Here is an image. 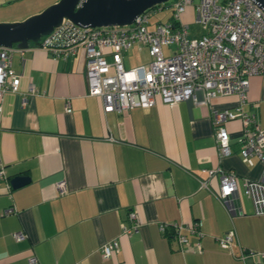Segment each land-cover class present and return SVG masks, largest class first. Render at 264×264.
Masks as SVG:
<instances>
[{
  "label": "crops",
  "instance_id": "crops-1",
  "mask_svg": "<svg viewBox=\"0 0 264 264\" xmlns=\"http://www.w3.org/2000/svg\"><path fill=\"white\" fill-rule=\"evenodd\" d=\"M12 1L0 0V20L16 18L6 11ZM194 16L193 4L186 5L179 21L199 36L203 27ZM191 21L198 23L195 33ZM11 46L19 83L0 98V264H264L250 253L238 256L239 246L264 250V213L253 212L241 185L243 177L260 175L261 162L254 157L248 164L240 155L239 116L225 119L229 152L220 154L211 117L213 108L240 106L264 129V69L248 76L243 100L235 92L216 93L204 103L192 100L190 114L184 99L159 97L147 106L103 110L100 95L87 92L83 46L66 56L38 44ZM129 47L148 54L140 42ZM210 168L234 173L238 189L218 197L217 171ZM14 174L28 179L12 186ZM60 179L66 187L61 193L55 185ZM8 206L14 210L5 212ZM130 208L139 228L120 233ZM193 220L200 234L183 228V243L170 227L162 232L158 226ZM230 227L237 244L222 247L217 237ZM14 230L23 236L14 238ZM112 237L118 250L103 256L100 243Z\"/></svg>",
  "mask_w": 264,
  "mask_h": 264
},
{
  "label": "built area",
  "instance_id": "built-area-1",
  "mask_svg": "<svg viewBox=\"0 0 264 264\" xmlns=\"http://www.w3.org/2000/svg\"><path fill=\"white\" fill-rule=\"evenodd\" d=\"M189 3L195 9L194 19L203 27L199 36L189 35L186 24L179 21V13ZM170 5L169 19L158 20L152 26L147 25L149 8L126 24H80L63 17L59 24L40 35L38 45L54 56L74 54L77 47L83 46L87 92L100 95L103 110L147 106L154 103L156 97L174 103L190 95L195 103H204L216 93L235 92L243 100L248 76L264 69V9L255 0H171ZM172 19L176 20L175 25ZM133 42L146 45L149 59L125 67L122 51ZM162 45L171 47L163 51ZM11 49L12 46L0 45V98L4 91L18 88L19 73L11 66ZM106 52L111 59L105 57ZM27 89L34 91L31 83ZM64 108L69 110L68 99ZM235 116L241 120L238 141L242 159L252 164L256 157L261 162L258 177L241 180L253 212L261 214L264 213V129L252 111H243L240 106L211 110L218 152H229L224 121ZM216 171L215 194L224 200L238 189L239 183L231 171L208 169V173ZM4 175L0 163V178ZM55 185L59 193L66 190L63 179ZM4 210L14 209L8 206ZM139 223L136 210L130 208L126 218L119 221L120 233L137 231ZM158 226L162 232L170 227L179 243L187 241L183 228L200 234L197 220L190 223L160 221ZM12 235L19 239L23 232L14 230ZM217 240L222 247L235 246L234 228L226 229ZM118 246L117 237H112L101 242L99 249L103 256H108L117 251ZM196 247L200 248L198 244ZM248 253L264 259V250H244L239 246V257ZM35 259L34 255L28 257L29 262Z\"/></svg>",
  "mask_w": 264,
  "mask_h": 264
},
{
  "label": "water",
  "instance_id": "water-1",
  "mask_svg": "<svg viewBox=\"0 0 264 264\" xmlns=\"http://www.w3.org/2000/svg\"><path fill=\"white\" fill-rule=\"evenodd\" d=\"M166 0H54L20 19L0 20V45L26 47L66 17L80 24H126L146 8ZM264 9V0H255ZM190 114L192 98H184ZM27 175L14 174L10 184L17 186Z\"/></svg>",
  "mask_w": 264,
  "mask_h": 264
},
{
  "label": "rangeland",
  "instance_id": "rangeland-1",
  "mask_svg": "<svg viewBox=\"0 0 264 264\" xmlns=\"http://www.w3.org/2000/svg\"><path fill=\"white\" fill-rule=\"evenodd\" d=\"M54 0H14L11 3H9V6L7 7V14L8 15H15L12 19H4V20H14L17 18H21L26 16L29 13H32L34 11H37L41 9L46 4L52 2ZM196 1V0H193ZM171 0H166L160 2V5H153L148 9L149 11V22L148 26H152L156 21L161 20L165 21L167 18L169 19V14L171 13ZM191 5V4H187ZM182 11L179 13V17H181ZM191 21L188 25V29L191 33H195L198 30V23ZM171 46V45H170ZM168 46V47H170ZM166 45H162L163 51H166L168 49ZM125 58V66H129L133 64L137 58L139 60H148L149 56L145 52L143 48L136 50L133 47H129L126 50V56Z\"/></svg>",
  "mask_w": 264,
  "mask_h": 264
},
{
  "label": "trees",
  "instance_id": "trees-1",
  "mask_svg": "<svg viewBox=\"0 0 264 264\" xmlns=\"http://www.w3.org/2000/svg\"><path fill=\"white\" fill-rule=\"evenodd\" d=\"M171 15L169 14V17H170ZM172 23L175 25V23H176V20L175 19H172ZM38 42H39V40L37 39V40H29V44L30 45H34V44H38ZM170 233V232H169Z\"/></svg>",
  "mask_w": 264,
  "mask_h": 264
}]
</instances>
